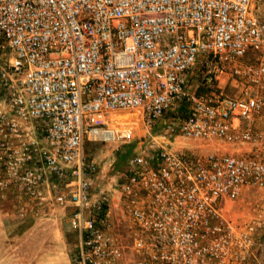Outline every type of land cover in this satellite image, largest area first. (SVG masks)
<instances>
[{
  "label": "built area",
  "instance_id": "built-area-1",
  "mask_svg": "<svg viewBox=\"0 0 264 264\" xmlns=\"http://www.w3.org/2000/svg\"><path fill=\"white\" fill-rule=\"evenodd\" d=\"M141 129L106 184L87 142ZM247 189L264 193V0H0V200L69 208L75 264H252L264 220L225 216Z\"/></svg>",
  "mask_w": 264,
  "mask_h": 264
},
{
  "label": "rangeland",
  "instance_id": "rangeland-1",
  "mask_svg": "<svg viewBox=\"0 0 264 264\" xmlns=\"http://www.w3.org/2000/svg\"><path fill=\"white\" fill-rule=\"evenodd\" d=\"M142 133H145L143 129L136 131V140L128 144L87 142L86 158L97 163L98 176L104 178L106 184L126 167L128 160L140 149L139 136ZM151 134L157 137L160 131L154 128ZM157 140L161 142L163 139L158 137ZM167 142L170 148L179 150L235 152L233 147L218 140L178 138L175 141L171 138ZM133 143L135 145L132 148L130 144ZM248 150L243 147L240 152ZM69 211V208L58 206L40 209L15 199L0 200V264H75L79 235L69 225ZM225 216L237 222L264 220L263 191L245 190L238 200L229 202ZM117 219L121 222L119 232L122 239L126 245H130L129 230L123 228L129 221L121 213ZM126 251L129 264H134L130 248ZM252 264H264V229L259 240L257 259Z\"/></svg>",
  "mask_w": 264,
  "mask_h": 264
},
{
  "label": "crops",
  "instance_id": "crops-1",
  "mask_svg": "<svg viewBox=\"0 0 264 264\" xmlns=\"http://www.w3.org/2000/svg\"><path fill=\"white\" fill-rule=\"evenodd\" d=\"M208 150H202V153H205V152H207ZM214 150H210V151H208V152H213ZM197 153H200V152H197Z\"/></svg>",
  "mask_w": 264,
  "mask_h": 264
},
{
  "label": "trees",
  "instance_id": "trees-1",
  "mask_svg": "<svg viewBox=\"0 0 264 264\" xmlns=\"http://www.w3.org/2000/svg\"><path fill=\"white\" fill-rule=\"evenodd\" d=\"M130 145H131V147L133 148L135 144L133 143V144H130ZM132 151H133V150H132Z\"/></svg>",
  "mask_w": 264,
  "mask_h": 264
}]
</instances>
